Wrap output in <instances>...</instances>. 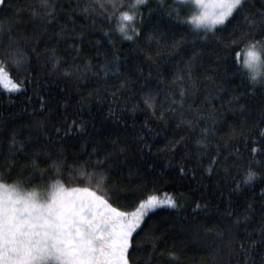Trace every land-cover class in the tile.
Segmentation results:
<instances>
[{
  "label": "trees",
  "instance_id": "obj_1",
  "mask_svg": "<svg viewBox=\"0 0 264 264\" xmlns=\"http://www.w3.org/2000/svg\"><path fill=\"white\" fill-rule=\"evenodd\" d=\"M254 2L257 7L260 6L259 0ZM7 3L23 6L38 4V0H7ZM55 3L58 18L52 24L30 19L26 11L22 15L25 23L13 24V33L26 37L19 42L27 52L28 61L22 70L9 66L14 78H24L22 89L9 92L0 87V150L7 148V141L13 132L22 140L36 136L42 140L41 129L51 135L55 126L65 127V117L75 119L76 123L84 121L86 128L83 134L68 137L76 142L72 147L79 150L83 143L87 148L99 146L105 150H115V158L121 160L120 167L109 174L108 183L100 189L106 198L108 192L112 193L109 202L113 206L131 211L138 200L150 192L158 195L171 193L178 199V208L160 206L151 210L145 218L147 225L151 226L149 230L157 237L155 250L152 249L151 237L145 236L144 230L133 234V247L129 252L133 264H145L149 254L158 264H241L242 257L230 255L224 245L229 238L227 226L248 205L252 207L250 219L247 224L241 222L238 230L233 227L234 240H258L255 232L249 236L244 229H258L261 227L260 220L264 219L261 216L264 195L260 191L264 188V179L258 178L251 184L241 183L239 187L234 183V179L242 178L243 169L251 158L248 151L251 143L246 138H249V131L252 135H258L256 124L264 114V88L253 86L236 71L235 50L224 58L225 49L215 37L202 30L196 31L184 20L178 21L161 14L160 0H147V7L143 8L145 22L138 26L141 34L132 41L124 39L115 31V20L109 23L100 15L70 11L75 0H55ZM164 3L171 4L173 0H164ZM149 9L152 11L149 12ZM43 10L37 7V11ZM66 12L71 15V20L67 18ZM185 14L189 13H182V16ZM8 15L12 18L10 9ZM61 23L69 29L75 25L78 32L85 33L79 54L66 47L71 41L57 42L56 31ZM105 30L112 34L107 35ZM229 31L218 29L216 35L226 39ZM148 32L159 36V41L149 39ZM0 40L6 42L8 36H0ZM173 42L177 45L175 48L170 47ZM53 47L57 55L69 63L76 57L77 63L83 64L87 59L95 66L104 63L105 59L111 60L113 55L118 56L120 75L112 72L106 77L103 74L96 75L95 67L92 74L67 75L64 73V63L53 67L48 61L46 49ZM217 57L221 59L218 61ZM189 59L191 77L196 83L195 103L205 113H210L208 104L202 103V100L205 96H211L210 103L216 109L213 143L221 145V157L231 153L234 147L239 149L240 159H229L227 174L219 165L211 172L205 171L204 166L209 164V158L215 155V151L211 147L198 150L194 146L199 127L207 126L202 119L194 130H190L187 124L179 122L178 115H169L167 112L165 122L158 123L142 102L137 105L135 112L128 111L132 107L131 101L138 99L144 85L159 87L161 92L166 90L176 95L177 87L168 85L174 76L180 75L184 76L183 86L189 88V69L186 67ZM149 72L151 77H148ZM126 78L131 81L128 86L136 95L120 92V100L126 99L129 103L116 110V116L119 117L116 120L109 113V101L114 99L109 92L118 88L119 81ZM161 78L163 83L158 85ZM159 114L157 101L156 115ZM184 116L192 119L187 108L184 109ZM145 120L156 132V135L147 136L151 152H141L136 139L137 133L143 131ZM260 126L264 127V124ZM233 129L235 136L232 135ZM178 137H185L186 148L177 146L174 151L165 150L168 141ZM225 142L228 148L223 147ZM120 147L127 149L123 157L119 153ZM83 158L72 154L68 157L70 163ZM19 159L23 161L25 157L20 155ZM232 164L236 167H231ZM180 166H183V172L179 170ZM254 167L260 171L264 165L254 164ZM68 172L65 168L59 173V179L67 186L84 184L74 173L70 178ZM0 174L7 183L20 181L25 189L43 186L47 180L57 179V175L51 171L41 177L21 171L19 166L13 167L10 172L0 167ZM197 203L202 207L197 208ZM210 227L218 228L223 236H217L215 231L204 233L203 230ZM197 232L199 235H196ZM257 247H264V244L258 242ZM160 249L176 251L178 259L172 261L156 256L155 253Z\"/></svg>",
  "mask_w": 264,
  "mask_h": 264
},
{
  "label": "snow or ice",
  "instance_id": "obj_2",
  "mask_svg": "<svg viewBox=\"0 0 264 264\" xmlns=\"http://www.w3.org/2000/svg\"><path fill=\"white\" fill-rule=\"evenodd\" d=\"M259 5L257 7L254 0H173L171 4L160 0L161 14L178 21L184 20L196 31L202 30L207 35L215 37L225 49L224 58L235 50L236 71L253 86L264 88V0H259ZM37 7H42L44 10L37 11ZM144 7H147V0H75L70 11L100 15L109 23L115 20V31L124 39L132 41L141 34V28L137 27V24L145 22ZM97 8L100 9L99 12ZM9 9L12 18L8 15ZM0 10H2L0 36H8L6 42L0 40V87L14 92L24 87V78H14L9 66L22 70L28 61V55L19 42L26 37H21L19 33L14 34L13 24L25 23L22 19L25 11L30 19L52 24L58 18V10L55 0H38V4L23 6L0 0ZM151 11L149 9V12ZM186 12L189 14L182 16V13ZM65 14L69 20L72 19L68 12ZM80 27L83 29L84 26ZM218 29H230L226 39L216 35ZM105 33L112 34L109 30H105ZM146 34L149 39L157 41L160 39L151 32ZM84 38L85 33L78 32L75 25L69 29L67 25L61 23L57 27V42L71 41L66 47L77 54L82 51L81 43ZM176 46L175 42L170 45L171 48ZM46 51L48 61L53 67L60 63L66 65L64 73L67 75L92 74L93 67L96 68L94 73L96 75L103 74L106 77L109 72L120 75L119 57L115 55L111 60L105 59L104 63L94 66L87 59L83 64L77 63L76 57H73L71 63L67 59L62 60L57 55L55 47ZM219 59L221 57H217L218 61ZM186 67L189 69L187 72L189 88L183 86L184 76L180 75L174 76L168 85V87H177L176 95L166 90L161 92L159 87L144 85L138 99L131 101L132 107L128 111L135 112L137 105L142 102L158 123L165 122L167 112L169 115H178L179 122L187 124L190 130H194L202 119L207 126L199 127V132L195 134L194 146L198 150L211 147L215 151V155L209 158V164L204 166L205 171L211 172L219 165L227 174L229 159H240L239 149L234 147L231 153H225L221 157V145L213 143L217 113L210 103L212 97L205 96L202 100V103H207L211 109L210 113H205L195 103L196 83L191 77V59L186 61ZM151 75L149 72L148 77ZM129 83L131 81L127 78L120 80L119 87L109 92L114 98L109 101V113L116 120H119L116 110L121 105L126 106L129 103L126 99L120 100V92L127 91L130 96L136 95L129 88ZM141 83L143 84L142 81ZM161 83L163 78L157 82L158 85ZM190 96L191 100L188 99ZM157 101H159V116L156 115ZM240 107L243 109V105ZM185 108L192 114V119L185 118ZM177 109L180 111L177 112ZM63 124L65 125L63 128L55 126L51 135L41 129L42 140L39 136L25 137L22 140L13 132L7 141V148L0 150V167L6 172L19 166L21 171H28L30 175L43 177L47 171L57 175V179H49L43 186L35 185L25 189L20 181L5 182L3 175L0 174V264H133V258L129 255L133 247V234L144 230L145 236L151 237L152 249L155 250L157 237L149 230L151 226L147 225L145 218L150 210L160 205L178 208L177 198L171 193H166L162 197L150 192L139 199L131 211H123L113 206L109 202L112 193L108 192L106 198L101 194L100 189L108 183L109 174L120 167L121 160L115 158V150H105L99 146L87 148L83 143L80 149L76 150L72 147L76 142L68 137L77 133L82 135L86 122L76 123L75 119L69 120L65 117ZM261 124H264V114L256 124L258 135H252L249 131V138H246L251 143L248 149L251 158L247 167L243 169L242 178L234 179L237 187L241 183L251 184L258 178L264 179V168L258 171L257 167H254V164L264 165V127L260 126ZM142 127L143 131L136 136L139 149L141 152H151L152 148L147 136L156 135L155 129L147 120ZM232 135H236L235 129ZM184 140L185 137L169 140L165 150L174 151L177 146L186 148ZM139 141L144 142L139 143ZM223 147H229L227 142ZM126 151L124 147L119 148L121 157ZM69 154L84 158L76 163H70ZM20 155L25 157L23 161L19 159ZM148 167L151 168L152 165L149 164ZM231 167L236 165L232 164ZM65 168L69 170L70 178L74 173L76 178L84 181V184L67 186L59 179V173ZM179 170L183 172V166H180ZM260 191L261 195H264V188ZM195 206L202 207L199 203ZM251 212L252 207L248 205L227 226L229 238L224 247L230 255L242 257L241 264H264V247H257L258 242L264 244V219L259 222L260 228L249 230L245 227L244 229L245 234L249 236L255 232L258 240L233 239V227L238 230L241 222L247 224ZM261 216L264 217V207L261 209ZM203 231L204 233L215 231L217 236H223V233L215 227L205 228ZM196 235L199 233L197 232ZM155 255L172 261L178 259V253L171 250L166 252L160 249ZM145 264H158V262H154L152 254H149Z\"/></svg>",
  "mask_w": 264,
  "mask_h": 264
},
{
  "label": "rangeland",
  "instance_id": "obj_3",
  "mask_svg": "<svg viewBox=\"0 0 264 264\" xmlns=\"http://www.w3.org/2000/svg\"><path fill=\"white\" fill-rule=\"evenodd\" d=\"M191 11V10H190ZM139 26V24H137V27ZM165 194H160V196H164ZM177 201H178V199H177ZM160 206H168V205H160ZM160 206H158V207H160ZM153 210V209H152ZM151 211V210H150Z\"/></svg>",
  "mask_w": 264,
  "mask_h": 264
}]
</instances>
